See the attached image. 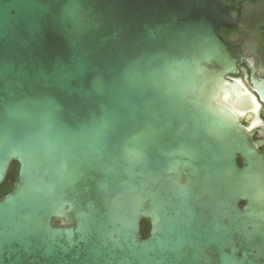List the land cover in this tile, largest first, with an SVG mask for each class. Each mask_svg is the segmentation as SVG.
Instances as JSON below:
<instances>
[{"label":"water","instance_id":"water-1","mask_svg":"<svg viewBox=\"0 0 264 264\" xmlns=\"http://www.w3.org/2000/svg\"><path fill=\"white\" fill-rule=\"evenodd\" d=\"M236 18L0 0V264H264V154L217 101Z\"/></svg>","mask_w":264,"mask_h":264},{"label":"flooded vegetation","instance_id":"flooded-vegetation-1","mask_svg":"<svg viewBox=\"0 0 264 264\" xmlns=\"http://www.w3.org/2000/svg\"><path fill=\"white\" fill-rule=\"evenodd\" d=\"M237 13L233 28L219 30L220 37L239 56L237 70L225 76L218 103L231 110L264 154V104L253 83L264 81V0H222Z\"/></svg>","mask_w":264,"mask_h":264},{"label":"trees","instance_id":"trees-1","mask_svg":"<svg viewBox=\"0 0 264 264\" xmlns=\"http://www.w3.org/2000/svg\"><path fill=\"white\" fill-rule=\"evenodd\" d=\"M16 173V165L13 164V166L11 167V171H10V180L15 176ZM9 189V181L4 183L3 186L0 189V195L3 194L4 192H6ZM141 230H142V234L145 236L147 234L148 231V224L146 221H143L141 223Z\"/></svg>","mask_w":264,"mask_h":264}]
</instances>
